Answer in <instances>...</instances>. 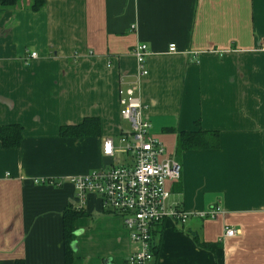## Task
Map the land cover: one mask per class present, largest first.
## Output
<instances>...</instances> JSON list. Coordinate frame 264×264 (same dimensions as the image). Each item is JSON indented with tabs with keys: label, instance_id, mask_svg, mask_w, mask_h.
I'll use <instances>...</instances> for the list:
<instances>
[{
	"label": "crops",
	"instance_id": "0c3cea01",
	"mask_svg": "<svg viewBox=\"0 0 264 264\" xmlns=\"http://www.w3.org/2000/svg\"><path fill=\"white\" fill-rule=\"evenodd\" d=\"M29 3L0 5V127L23 134L18 147L0 140V264H66L69 208L84 212L72 264H128L139 245L122 218L95 193L78 209L72 178L125 160L102 145L130 131L119 100L134 83L182 165L169 205L189 214L153 226L152 264H264V0ZM138 43L150 51L141 81ZM91 117L99 135L62 134ZM198 130L218 131L220 147L179 150V133Z\"/></svg>",
	"mask_w": 264,
	"mask_h": 264
},
{
	"label": "built area",
	"instance_id": "2783aa9c",
	"mask_svg": "<svg viewBox=\"0 0 264 264\" xmlns=\"http://www.w3.org/2000/svg\"><path fill=\"white\" fill-rule=\"evenodd\" d=\"M176 44L169 50L175 52ZM148 45L138 43L133 54L137 60V81L148 76ZM37 56L32 52L31 58ZM137 85L129 86L121 97L120 116L129 122V132L121 134L115 142L107 137L103 142V156L114 158L123 156L121 164H110L72 178L76 189L75 200L79 208L90 194H97L106 211L122 218L132 242L138 250L127 257L128 264H152V228L168 217L185 222L189 214L182 208L171 207V191L168 182L178 181L182 175L181 163L171 157L163 145L151 133V123L143 114L144 104L137 94ZM39 181V180H36ZM47 180H43L46 182ZM218 209L201 216H214ZM226 236H233L236 229L226 227Z\"/></svg>",
	"mask_w": 264,
	"mask_h": 264
},
{
	"label": "trees",
	"instance_id": "16d2710c",
	"mask_svg": "<svg viewBox=\"0 0 264 264\" xmlns=\"http://www.w3.org/2000/svg\"><path fill=\"white\" fill-rule=\"evenodd\" d=\"M21 0H0L2 9L16 8ZM46 0H30V9L38 11L45 7ZM71 130V131H70ZM66 131L72 132L73 136H92L100 134V123L96 118H87L81 124L72 126L71 128L63 129V133ZM22 127L19 125H6V127H0V140L3 146L6 147H18L22 141ZM179 150H193V149H216L221 145L220 133L214 130H198V131H182L178 136ZM83 211H77L75 209H66L63 215L64 218V240L66 247V264L73 263L74 247L72 244L75 239V221L83 215ZM162 223H156L159 226ZM153 238V237H152ZM152 251L156 255L158 253L159 246L153 243L151 240ZM16 264H26L22 260L16 261Z\"/></svg>",
	"mask_w": 264,
	"mask_h": 264
},
{
	"label": "rangeland",
	"instance_id": "374dc122",
	"mask_svg": "<svg viewBox=\"0 0 264 264\" xmlns=\"http://www.w3.org/2000/svg\"><path fill=\"white\" fill-rule=\"evenodd\" d=\"M127 128H130V126L127 124V126H126Z\"/></svg>",
	"mask_w": 264,
	"mask_h": 264
},
{
	"label": "water",
	"instance_id": "95a60500",
	"mask_svg": "<svg viewBox=\"0 0 264 264\" xmlns=\"http://www.w3.org/2000/svg\"><path fill=\"white\" fill-rule=\"evenodd\" d=\"M73 245V244H72Z\"/></svg>",
	"mask_w": 264,
	"mask_h": 264
}]
</instances>
